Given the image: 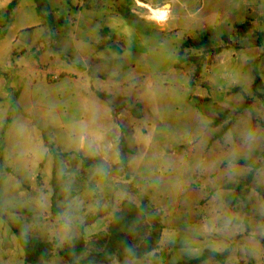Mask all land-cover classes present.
Returning a JSON list of instances; mask_svg holds the SVG:
<instances>
[{
	"label": "rangeland",
	"instance_id": "rangeland-1",
	"mask_svg": "<svg viewBox=\"0 0 264 264\" xmlns=\"http://www.w3.org/2000/svg\"><path fill=\"white\" fill-rule=\"evenodd\" d=\"M47 1L52 23L0 0V264H25L21 238L73 264L71 239L86 259L116 231L133 254L108 264H264V0H158L160 25L135 0Z\"/></svg>",
	"mask_w": 264,
	"mask_h": 264
},
{
	"label": "trees",
	"instance_id": "trees-1",
	"mask_svg": "<svg viewBox=\"0 0 264 264\" xmlns=\"http://www.w3.org/2000/svg\"><path fill=\"white\" fill-rule=\"evenodd\" d=\"M36 4V10L37 14L46 20L47 23H52V16L48 14L50 12V4L47 0H34ZM237 31L241 35L247 34L251 29V23L249 21H246L243 24L236 25ZM207 42V39H204V41L201 42H195L194 46L197 48H201V46H204ZM218 50H213V52H216ZM201 59L192 58L191 61L195 63L196 70L194 72L195 76H199L201 73ZM259 78L257 77V80L255 82V89L259 87ZM119 151H120V162L117 164V168H123L126 169L129 164L130 156L132 155V150L130 149L125 137L122 135L121 141L119 144ZM86 163H91L93 160L91 158H85ZM253 179V174L249 176L246 183H242L237 188H235L236 194L239 196L240 199L246 200V195L248 192V189H246V186L251 184ZM53 200H52V213L57 214L59 211L58 207V200L60 199V189L57 184V177L54 173L53 176ZM244 188V189H243ZM239 198L235 195V193H231L227 196L226 200L227 202H230V204H235L236 201L239 202ZM20 235V234H19ZM21 237V235H20ZM55 243L54 242H43L38 240H24L21 238V247L24 251V261L25 264H44L45 261H47L50 257L54 255L55 252ZM86 252V243L82 237L73 238L69 241L66 248L60 252L61 256L66 258L69 262L73 264H77L78 261L79 264H108L112 261L113 258H119L120 260H123L129 256H131L132 253V247H131V239L128 238L125 232L122 231H116L114 234H112L109 237V241L107 244V251L105 254H94L90 255L86 259H82V257L85 255ZM151 251L147 250V253ZM137 255V258H139V253H134ZM210 257H217L219 258V255H216L215 253L207 252L205 255L201 258L195 259V260H189L184 262H179L177 264H200L204 259L210 258Z\"/></svg>",
	"mask_w": 264,
	"mask_h": 264
},
{
	"label": "crops",
	"instance_id": "crops-1",
	"mask_svg": "<svg viewBox=\"0 0 264 264\" xmlns=\"http://www.w3.org/2000/svg\"><path fill=\"white\" fill-rule=\"evenodd\" d=\"M136 3H134V7L132 8L131 10V13H134L135 15H140L141 17H144L147 21H150V22H154L158 25H160L161 21L158 20V19H155L154 16H152V12L153 10H157V9H162L164 7V4L165 3H169L171 6H170V10H169V15H168V18L169 19L171 17V8H172V4L170 3V1H164V2H161V1H150V0H135ZM93 6L94 8L97 6V7H100L99 3H90V5L86 4V6ZM50 14V13H48ZM52 16V14H50ZM53 22V21H52ZM167 22V20L165 21V23ZM235 26L237 25V23L234 24ZM85 141L82 142L81 144V148H84L85 147Z\"/></svg>",
	"mask_w": 264,
	"mask_h": 264
},
{
	"label": "bare ground",
	"instance_id": "bare-ground-1",
	"mask_svg": "<svg viewBox=\"0 0 264 264\" xmlns=\"http://www.w3.org/2000/svg\"><path fill=\"white\" fill-rule=\"evenodd\" d=\"M170 7L165 6L162 9L153 10L152 16L155 17V19L160 20L161 22H165L169 15Z\"/></svg>",
	"mask_w": 264,
	"mask_h": 264
}]
</instances>
